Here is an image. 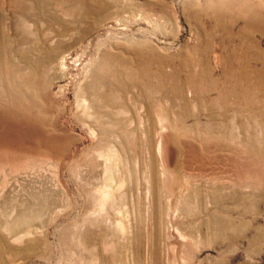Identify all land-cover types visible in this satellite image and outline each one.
<instances>
[{
  "label": "rangeland",
  "instance_id": "obj_1",
  "mask_svg": "<svg viewBox=\"0 0 264 264\" xmlns=\"http://www.w3.org/2000/svg\"><path fill=\"white\" fill-rule=\"evenodd\" d=\"M59 1L0 0V221L26 211L46 238L23 264H264V0ZM99 149L129 170L106 201Z\"/></svg>",
  "mask_w": 264,
  "mask_h": 264
},
{
  "label": "bare ground",
  "instance_id": "obj_2",
  "mask_svg": "<svg viewBox=\"0 0 264 264\" xmlns=\"http://www.w3.org/2000/svg\"><path fill=\"white\" fill-rule=\"evenodd\" d=\"M20 2H21V0H19ZM31 2H33V0H30ZM34 1H36V2H39V0H34ZM65 2L64 4H67L66 5V7L64 6V4L62 3V2ZM23 2V1H22ZM59 2H61V0L59 1ZM62 4L63 5H61L62 7L64 6L65 8L64 9H66V11L67 10H69V11H71V12H69V13H72V12H75L76 14L77 13H83V14H86V11H85V8H88V7H84V6H82V4L85 2L84 0H62ZM60 3V4H61ZM60 6V5H59ZM82 7H84V8H82ZM12 9V8H11ZM83 11V12H82ZM65 12V11H64ZM13 15H14V13H13V10H12V12H11ZM89 14V13H88ZM20 20H22V19H20ZM1 21H3L1 18H0V49L2 50V52L3 53H5L6 55L7 54H9L11 51H13V48L11 47V43L9 42V39H10V37L12 36V34L10 33V34H7L6 33V31H5V29H4V24L3 23H1ZM49 21L50 22H54L55 23V21H58V20H56V17H50L49 18ZM61 23V22H60ZM59 24V23H58ZM11 25V24H10ZM249 26V28L250 27H255V30L257 29L256 28V25H250V24H248ZM62 28V27H61ZM249 28H245L244 30V32H242L243 33V35H244V37L246 38V40L248 41L249 40V36L248 35H250L249 34ZM18 29V28H17ZM20 29V28H19ZM8 30H9V28H8ZM10 30H12V25L10 26ZM254 30V31H255ZM259 30H260V28H259ZM256 31H258V30H256ZM13 34H14V36H16V37H19L18 35H17V33L18 32H20V31H18L17 33H16V31H15V28H13V30L11 31ZM259 32V31H258ZM22 33H24V32H22ZM35 33L36 32H31V34H33V35H35ZM65 32H63L61 35H63ZM19 34V33H18ZM21 36V35H20ZM23 36V35H22ZM21 36V37H22ZM32 36V35H31ZM23 37H25V36H23ZM25 40V39H24ZM11 41V40H10ZM23 41V40H22ZM26 41V40H25ZM26 42H28V40L26 41ZM28 44V43H27ZM26 45V44H25ZM28 45H30V44H28ZM31 46V45H30ZM59 47V46H58ZM62 47V46H61ZM64 47V46H63ZM23 48H25V47H23ZM56 48V47H55ZM27 49V48H26ZM29 49V48H28ZM32 49V48H31ZM51 49H52V47H49V46H46L45 47V51L44 52H51ZM30 50V49H29ZM34 50V49H33ZM15 51H16V49H15ZM19 52L21 53V49L19 50ZM29 52V51H28ZM42 52H43V50H42ZM57 52V51H56ZM60 52V51H59ZM62 52V51H61ZM17 53V52H16ZM31 53H32V51H31ZM22 54V53H21ZM29 53H26L25 54V57H27V55H28ZM10 55V54H9ZM13 55V54H12ZM10 57V56H9ZM24 57V58H25ZM55 58V60L52 58V57H50V59L52 60V61H54L57 65H58V68H59V71L61 72V73H64V71H65V59H66V55H60V53H59V55L56 57H54ZM6 59V58H5ZM48 59V58H47ZM12 60V59H11ZM25 61H26V63H27V65L29 64V60H27V59H25ZM24 61V62H25ZM48 61V60H47ZM6 62V61H5ZM50 62V60L48 61V63ZM30 63H32L31 61H30ZM30 65V64H29ZM33 65H34V63H33ZM51 65V64H50ZM32 67V66H31ZM6 68V67H5ZM36 68V67H35ZM58 71V72H59ZM262 72H264V71H262ZM60 76V75H59ZM135 72H132V77H133V79L135 78ZM209 78H210V76H209V74H208V72H206V73H204L203 74V80H205V81H207V80H209ZM190 94V93H189ZM75 97H76V104L77 105H79V106H84V107H81L82 109H83V112L84 113H88V115H89V112H92L93 114H94V111H92L91 109H88L87 108V106L85 105V100H84V98H85V92H84V90L83 89H81L76 95H75ZM159 106V105H158ZM161 106V105H160ZM162 107V106H161ZM161 107L159 108H155L156 109V117H157V122H158V124H159V127H160V130L157 132V138H156V152H157V158L159 159V167L161 168V178H162V180H165V179H168L167 177H170L169 175H173V170H172V168H171V162H173L172 160H174L173 158H174V155L176 156L177 154H176V152L175 151H173V144L171 143V141H172V139H171V136L170 135H168V133L166 132H164V130L167 128V131L169 130H176L175 129V127L173 126V124L170 122V119H168V115H167V113L163 110V109H161ZM77 108V107H76ZM88 109V110H87ZM77 111V110H76ZM165 112V113H164ZM96 114V113H95ZM91 116V115H90ZM88 118H90V117H88ZM100 118V117H99ZM213 118V117H212ZM214 119V118H213ZM96 122H97V120H96ZM216 124H220L219 122H215V121H211V122H209V125L211 126V129L214 127V126H216ZM183 126V125H182ZM181 126V127H182ZM99 128V127H98ZM215 128V127H214ZM92 129V128H91ZM179 130V129H178ZM100 130H98V132H99ZM215 131H216V129H215ZM90 132H92L93 134H94V132H96V131H94L93 132V130L92 131H90ZM170 132H173V131H170ZM175 132H177V130L175 131ZM91 133V134H92ZM175 134V133H174ZM179 134V133H178ZM180 134H182V133H180ZM173 135V134H172ZM176 135V134H175ZM94 136V135H93ZM96 137V136H95ZM186 137V136H185ZM76 138V137H75ZM174 138V137H173ZM175 138H176V136H175ZM183 139V138H182ZM179 140V139H178ZM178 142V141H177ZM176 142V143H177ZM175 143V144H176ZM174 144V145H175ZM177 145H178V143H177ZM178 147V146H177ZM181 147V146H180ZM183 148H184V145L182 146ZM181 147V148H182ZM187 147V146H186ZM185 147V148H186ZM175 148V147H174ZM181 148H178V149H181ZM184 148V149H185ZM109 149L111 150V149H113V146L111 145V148H110V146H109ZM100 150V149H99ZM104 150V149H103ZM114 150H116V149H114ZM113 150V151H114ZM96 151V150H95ZM118 151V150H117ZM177 151V150H176ZM183 151H185V150H183L182 149V154L184 153ZM98 152V153H97ZM109 151H108V149H107V151H96V153H97V155H98V158H101L102 159V163H103V172H102V176H103V178H104V185L98 190H96L97 191V193L101 196V199L99 198V200H102V197L105 195L106 196V194L107 193H109L110 192V190H117L118 189V187H121L123 184H125V181L127 180L128 181V179H127V173L129 172V170L127 169V167H125V168H123V166H124V164H123V166H122V164H119V155L117 154V155H115L114 156V154L112 153V151L110 152V153H108ZM178 152H179V150H178ZM180 152V153H181ZM181 154V155H182ZM184 155H185V153H184ZM117 156H118V158H117ZM180 156V155H179ZM178 156V157H179ZM183 156V155H182ZM182 156H180V157H182ZM187 156V155H186ZM180 157L179 158H177V159H180ZM1 158V157H0ZM184 158H186V157H183L182 159H184ZM0 160H3L2 158L0 159ZM185 160H187V158L185 159ZM118 161V162H117ZM1 162V161H0ZM123 162V161H122ZM175 162V161H174ZM185 162V161H184ZM182 163V162H181ZM180 163V164H181ZM174 166H176V165H174ZM177 166H179V165H177ZM182 166V165H181ZM174 169V168H173ZM175 171V170H174ZM174 174H175V172H174ZM174 177H175V175H174ZM173 177V178H174ZM133 178V177H132ZM115 179V180H114ZM126 181V182H127ZM127 184V183H126ZM175 184V183H174ZM181 184V183H180ZM155 188V187H154ZM119 189H121V188H119ZM153 190V189H152ZM1 191V190H0ZM2 191H3V189H2ZM153 193V192H152ZM156 193V192H155ZM97 194V195H98ZM109 195H111L110 193H109ZM157 195L158 194H153L152 196V198L153 199H155V200H157ZM107 197V196H106ZM109 198V197H108ZM151 198V199H152ZM103 199H104V197H103ZM152 199V200H153ZM105 200V199H104ZM108 200V199H107ZM106 201V200H105ZM103 202V201H102ZM157 202V201H156ZM159 202V201H158ZM103 203H106V202H103ZM51 204H53V203H50V205ZM49 205V204H48ZM103 205V204H102ZM102 205L101 206H99L100 208H103L102 207ZM43 207H44V204L42 205ZM104 206V205H103ZM47 208L49 209V207L47 206ZM28 209V208H27ZM26 209V210H27ZM46 209V208H45ZM51 209V208H50ZM50 209H49V211H50ZM53 209V208H52ZM51 209V210H52ZM31 210V209H30ZM44 209L42 208V211H43ZM97 210V209H96ZM25 211V210H24ZM32 211V210H31ZM48 211V212H49ZM98 211V210H97ZM35 212V211H34ZM41 212V211H40ZM26 213V211L24 212V214H23V212H19V214L18 215H16V216H14L13 218H10V219H8V221H3V222H5V224H4V231L5 232H3V233H0V264H23V262H31L34 258H36V257H38L39 256V253H38V255H37V251H38V241H40V242H42V244L41 245H45V243H46V238H45V236H44V234H45V232L44 231H38V228H36V227H34V223L31 221V219H30V217H31V215H27V214H25ZM29 213V212H28ZM42 213L43 212H41V215H42ZM52 214V213H51ZM120 214V213H119ZM32 215H33V213H32ZM7 220V219H6ZM119 220V219H118ZM117 220V221H118ZM116 221V223L118 224L117 226H120V228H121V232H123L124 233V230H125V228L123 227L124 226V222H123V220H119L118 222ZM1 223H3L2 221H0ZM126 224V223H125ZM116 225V224H115ZM129 226V225H128ZM35 229H34V228ZM130 227V226H129ZM2 231V230H1ZM39 232H41L42 234H43V236L39 233ZM37 234H40L42 237L41 238H35V236L37 235ZM88 239H90V238H88V237H84L83 239H81V243H87V241H88ZM21 241L20 243L22 244H20V245H15L13 242H16V241ZM131 258V257H130ZM132 260V259H131ZM137 262V261H136ZM132 263V262H131ZM143 263V262H142Z\"/></svg>",
  "mask_w": 264,
  "mask_h": 264
}]
</instances>
